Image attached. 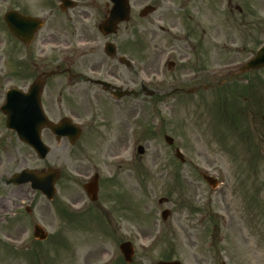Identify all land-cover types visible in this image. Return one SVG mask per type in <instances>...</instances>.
Masks as SVG:
<instances>
[{"label": "rangeland", "instance_id": "1", "mask_svg": "<svg viewBox=\"0 0 264 264\" xmlns=\"http://www.w3.org/2000/svg\"><path fill=\"white\" fill-rule=\"evenodd\" d=\"M149 5L157 12L139 24V11ZM12 10L47 21L28 48L4 24ZM65 19L53 0H0V107L9 88L24 86L19 70L33 60L43 35L63 32ZM132 21L120 34L127 42L136 36L139 69L133 71L140 87L157 93L141 96L133 138L125 142L120 204L134 218L114 237L100 219L71 224L53 206L71 210L64 183L74 176L66 168L53 205L29 185H7L5 178L24 170L70 169V159L65 149L60 160L51 155L41 163L6 129L0 112V264H123L119 246L127 241L135 249L133 264H264V69L228 77L264 44V0H132ZM154 21L161 22L152 27ZM51 47L43 48L45 57ZM169 61L175 63L171 71ZM193 88L198 91L187 95ZM176 89L184 93L172 94ZM137 146L145 153L132 163ZM176 149L185 164L175 158ZM202 174L215 178L218 189ZM165 210L170 216L163 222ZM36 224L49 234L46 242L34 240Z\"/></svg>", "mask_w": 264, "mask_h": 264}, {"label": "flooded vegetation", "instance_id": "2", "mask_svg": "<svg viewBox=\"0 0 264 264\" xmlns=\"http://www.w3.org/2000/svg\"><path fill=\"white\" fill-rule=\"evenodd\" d=\"M72 1L78 7L63 13L67 17L63 25L65 30L61 33L53 30L43 35L33 60L23 64V77L26 78L23 90L27 92L34 80H45L40 100L48 121L59 124L64 119H70L81 126L82 135L75 144L66 139L60 140L49 129H43L41 136L49 153L41 163H45L51 155L60 160L62 150H69L70 169L64 165L60 171L62 173L66 168L74 176L73 181L64 183V190L69 191L67 202L74 220L100 219L109 227V232L105 233L114 237L119 233L124 234L121 224L131 221L135 214L120 204V191L126 175L125 142L127 145L133 138L138 112L134 102L141 98L138 76L130 65H126L124 58L135 54L137 39L127 42L122 38L120 33L125 25L107 38L100 33H92L96 29L98 31L108 17L111 9L109 0ZM135 5L134 2V8ZM130 6L131 19L126 24L127 28L135 22L132 21V0ZM102 9L103 14H100ZM138 17L140 24V20L147 21L151 15L142 18L139 11ZM160 22L154 21L151 25L155 27ZM99 41H102L101 45ZM107 44L114 45L115 49L107 50ZM47 45L55 48V51L45 57L42 50ZM126 71L131 75L128 79L125 77ZM50 72L54 75L47 77ZM126 88H129L131 95L117 100L116 96L124 93ZM136 160L133 153L131 162L135 163ZM134 175L133 168H127V176L134 179ZM88 185L91 192L86 189ZM70 186L76 188V192L71 193ZM94 199L95 202L92 201Z\"/></svg>", "mask_w": 264, "mask_h": 264}, {"label": "water", "instance_id": "3", "mask_svg": "<svg viewBox=\"0 0 264 264\" xmlns=\"http://www.w3.org/2000/svg\"><path fill=\"white\" fill-rule=\"evenodd\" d=\"M67 4V0H61ZM115 4L111 18L103 25L101 28L102 32L105 34H110L116 29L119 22L127 20L128 18V6L127 0H112ZM149 11V9H148ZM5 22L8 26L10 33L18 40L29 44L33 38L34 34L43 26L42 22L37 19L26 18L18 13H9L5 16ZM264 68V48L258 53L257 57L248 63L242 70L241 73L248 71ZM42 89V85L36 84L30 93L31 96L36 95V100L38 101V94ZM11 96V95H10ZM39 104L37 103L36 109L33 107H25L23 103L10 104L8 103L2 111L8 116L7 127L11 130L17 132L19 138L32 146L37 152H45L40 142V130L46 123H43L42 112L37 108ZM40 118V121L38 120ZM39 121V122H37ZM51 129L55 134L61 137L69 136L71 139L75 140L79 137L80 132L76 130L73 126L63 124L60 127L51 126ZM167 142L171 145L173 141L170 138H166ZM140 154H143V149L139 150ZM177 158L183 160L182 155L178 152ZM59 178L58 172H49L48 174H38L36 172L24 171L16 175L11 179L9 184L22 185L26 183L32 184V189L35 191H41L49 200H52L55 194V183ZM206 180L211 186L215 185V181L206 177ZM30 212V209H27ZM169 216L168 212L163 214L164 220H167ZM34 236L40 241L47 239L48 234L39 226L35 227ZM122 254L127 263L132 262L134 251L130 244H124L121 246ZM159 264H181L180 262H161Z\"/></svg>", "mask_w": 264, "mask_h": 264}]
</instances>
